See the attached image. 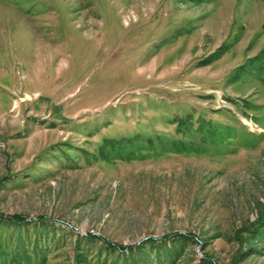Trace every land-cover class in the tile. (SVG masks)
Wrapping results in <instances>:
<instances>
[{"label":"rangeland","instance_id":"374dc122","mask_svg":"<svg viewBox=\"0 0 264 264\" xmlns=\"http://www.w3.org/2000/svg\"><path fill=\"white\" fill-rule=\"evenodd\" d=\"M263 219L264 0H0V264H264Z\"/></svg>","mask_w":264,"mask_h":264},{"label":"trees","instance_id":"16d2710c","mask_svg":"<svg viewBox=\"0 0 264 264\" xmlns=\"http://www.w3.org/2000/svg\"><path fill=\"white\" fill-rule=\"evenodd\" d=\"M264 220V219H263ZM260 223V222H259ZM262 223V222H261ZM123 250H121V252H122Z\"/></svg>","mask_w":264,"mask_h":264}]
</instances>
